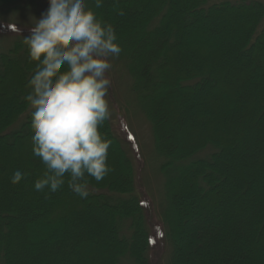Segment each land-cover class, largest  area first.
<instances>
[{"label":"trees","instance_id":"obj_1","mask_svg":"<svg viewBox=\"0 0 264 264\" xmlns=\"http://www.w3.org/2000/svg\"><path fill=\"white\" fill-rule=\"evenodd\" d=\"M38 4L0 0V15ZM70 10L84 42L87 26L115 66L119 52L129 116L131 79L140 95L167 178L156 216L165 245L153 254L130 145L98 77L74 75L67 37L11 19L13 35L0 32V264H159L161 253L164 264H264V3L83 0Z\"/></svg>","mask_w":264,"mask_h":264},{"label":"rangeland","instance_id":"obj_2","mask_svg":"<svg viewBox=\"0 0 264 264\" xmlns=\"http://www.w3.org/2000/svg\"><path fill=\"white\" fill-rule=\"evenodd\" d=\"M231 1L251 2L252 0ZM258 1L264 3V0ZM74 6L81 12L83 9V0H39L37 10L30 7L25 8L26 10H23L20 13H16L14 16L7 15L2 17L0 15V29L3 30L0 32L7 35H13L12 33L5 31L6 27L10 28L12 22L9 21L11 19L15 21L12 24L14 26L11 25L15 30H17V28L20 30L38 29L39 27L37 26L43 24L50 33L53 34L56 31L68 38V47L71 48L72 55L77 63L74 73L76 77L86 80L95 76L98 77L97 80L100 85V94L111 109L109 117L113 124V130L115 129L120 137L130 145L136 171L137 190L142 194L141 199L148 210L147 215L150 217L149 219H151L152 243L154 242L153 246L155 249L152 251L153 254L157 255L159 251L158 248L162 251L165 242L164 238L159 235V230L157 229V227L163 229V225L156 219V216L159 215L160 217V213L164 212L165 208L168 206L166 190L167 178L164 173H158L157 171L159 164L162 165L164 161L159 160L160 163L153 159V133L149 130V125H147L144 115L141 112L140 108L143 107V103L139 98L140 95L134 88L135 84L133 83V79H131L130 86L135 92L132 104L136 108L133 106L134 112L130 113V116L129 109L128 111L126 109H121V106L124 104V95L127 93L128 86L126 72L124 69H121L120 71L118 69V67L122 68V66H125L124 61L121 62L122 65L118 62L119 58H121L119 52L112 49L113 55L116 58L115 66L113 58L108 51L102 49L97 42L95 43L89 33H87V31L90 32L89 27L85 26L87 30L83 31V33H85L92 42L89 41L86 43L80 38L81 35L78 30L79 27L83 26L84 28V22L77 17L76 13L71 12L70 9ZM6 22L8 25H6ZM21 37L23 38L25 36L20 32V34L16 35V37L14 36L13 39L10 38L12 39V42H10L9 45L13 44L15 40L18 41ZM5 42L6 40H3V43ZM86 82H89L96 88L93 84L94 81ZM118 98L121 100V105L116 101ZM20 123L21 122L16 123L12 128L14 129L16 126L20 125ZM119 135L117 136L119 137ZM160 255L163 259L159 258L158 262L160 264L162 259L164 264V261L168 258L167 254L165 255V253H161ZM124 264L130 263L125 262Z\"/></svg>","mask_w":264,"mask_h":264}]
</instances>
